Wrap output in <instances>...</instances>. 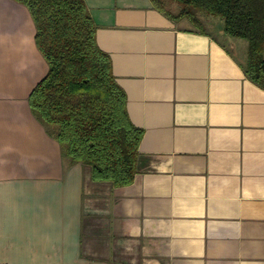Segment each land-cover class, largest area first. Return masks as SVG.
<instances>
[{
  "label": "crops",
  "instance_id": "1",
  "mask_svg": "<svg viewBox=\"0 0 264 264\" xmlns=\"http://www.w3.org/2000/svg\"><path fill=\"white\" fill-rule=\"evenodd\" d=\"M131 123V184L91 179L32 115L47 72L0 0V264H264V87L149 0H83Z\"/></svg>",
  "mask_w": 264,
  "mask_h": 264
},
{
  "label": "trees",
  "instance_id": "2",
  "mask_svg": "<svg viewBox=\"0 0 264 264\" xmlns=\"http://www.w3.org/2000/svg\"><path fill=\"white\" fill-rule=\"evenodd\" d=\"M13 1L27 9L34 44L47 64L28 95L32 115L58 143L61 156L87 166L92 180L117 188L131 184L142 130L129 120L125 93L109 56L97 46L84 1ZM149 1L172 22L185 18L198 26V13L219 17L224 34L247 43L239 64L244 76L264 87V0Z\"/></svg>",
  "mask_w": 264,
  "mask_h": 264
},
{
  "label": "rangeland",
  "instance_id": "3",
  "mask_svg": "<svg viewBox=\"0 0 264 264\" xmlns=\"http://www.w3.org/2000/svg\"><path fill=\"white\" fill-rule=\"evenodd\" d=\"M170 9L173 12L177 11L176 5H171ZM199 25H192L187 19L182 18L175 21L176 24L183 28L194 29L198 31L207 32L217 40L223 42L235 55L240 63L244 62L247 54V43L240 38L229 37L222 31V20L219 17H213L204 13L197 14Z\"/></svg>",
  "mask_w": 264,
  "mask_h": 264
}]
</instances>
